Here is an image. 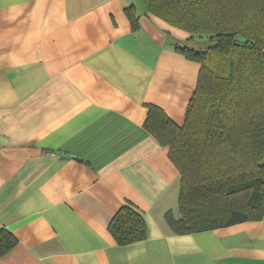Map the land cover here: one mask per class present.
Here are the masks:
<instances>
[{
  "label": "crops",
  "instance_id": "0c3cea01",
  "mask_svg": "<svg viewBox=\"0 0 264 264\" xmlns=\"http://www.w3.org/2000/svg\"><path fill=\"white\" fill-rule=\"evenodd\" d=\"M188 35L142 0H0V231L16 241L0 264H264V216L182 235L165 220L179 171L144 122L150 104L184 121L200 65L168 38ZM126 203L146 237L118 245Z\"/></svg>",
  "mask_w": 264,
  "mask_h": 264
},
{
  "label": "trees",
  "instance_id": "16d2710c",
  "mask_svg": "<svg viewBox=\"0 0 264 264\" xmlns=\"http://www.w3.org/2000/svg\"><path fill=\"white\" fill-rule=\"evenodd\" d=\"M142 2L146 12L189 34L184 41L168 40L200 65L182 124L153 104L144 122L179 171L178 215L165 213L169 229L182 235L262 219L264 0ZM126 13L137 30L134 5ZM191 41L197 47L187 45ZM108 229L118 245L146 237L145 219L131 203L112 216ZM15 242L2 229L0 255Z\"/></svg>",
  "mask_w": 264,
  "mask_h": 264
},
{
  "label": "rangeland",
  "instance_id": "374dc122",
  "mask_svg": "<svg viewBox=\"0 0 264 264\" xmlns=\"http://www.w3.org/2000/svg\"><path fill=\"white\" fill-rule=\"evenodd\" d=\"M137 5V4H136ZM205 35H203V36H201V38L204 40V41H206V39H205ZM201 39V40H202ZM197 40H198V38H197ZM203 41V42H204ZM196 43H197V45H198V42H190V43H187V45H189V46H195V47H197V45H196ZM170 210V209H169ZM172 210V212L175 214V215H178V208H177V200H175V202H174V207H173V209H171Z\"/></svg>",
  "mask_w": 264,
  "mask_h": 264
},
{
  "label": "water",
  "instance_id": "95a60500",
  "mask_svg": "<svg viewBox=\"0 0 264 264\" xmlns=\"http://www.w3.org/2000/svg\"><path fill=\"white\" fill-rule=\"evenodd\" d=\"M70 157H73V158H75V157H77L76 155H73V154H70Z\"/></svg>",
  "mask_w": 264,
  "mask_h": 264
}]
</instances>
